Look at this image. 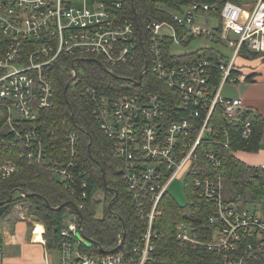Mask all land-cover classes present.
Segmentation results:
<instances>
[{
  "label": "built area",
  "instance_id": "obj_1",
  "mask_svg": "<svg viewBox=\"0 0 264 264\" xmlns=\"http://www.w3.org/2000/svg\"><path fill=\"white\" fill-rule=\"evenodd\" d=\"M125 2L0 0V125L22 147L19 158L39 164L56 182L66 185L72 181L81 161L78 134L68 133L59 139L55 132L57 137L48 145L40 123L42 114L55 107L53 72L57 63L62 58L71 60L76 81L83 74L78 66L89 59L103 64L110 73L107 67L132 65L140 53L145 67L148 65L141 73L142 85H135L139 79L131 82L138 90L85 86L81 92L110 142L113 158L121 164V177L135 211L147 222L146 230L130 251L93 256L81 240L83 206L73 203L61 230L60 264L152 263L163 197L175 179L184 175L186 180L201 168L206 171L195 187L213 204L214 212L208 218L212 231L201 237L191 224L181 223L176 239L182 246L223 257V264H264V216L225 200L220 170L226 163L216 151L223 149L234 157L237 153L232 150L230 129L218 127L219 110L230 123H242L243 139L254 135L257 111L242 98H225L223 90L228 83L247 82L245 75L236 74L244 49L264 54V0H254L253 6L227 2L221 11L218 5L205 2L168 11V19H154L148 25L150 64L143 33L146 57L136 21L125 14ZM231 34L238 40H232ZM197 38L226 45L232 58L215 48L201 47L181 55L190 57L185 63L168 62L164 53L168 42L174 48L190 45ZM172 51L173 56L181 57ZM210 51L217 57L205 55ZM149 74L164 83L161 91L143 89ZM19 172L13 160L0 164V179ZM86 187L84 182L82 188ZM119 244H123L122 238Z\"/></svg>",
  "mask_w": 264,
  "mask_h": 264
},
{
  "label": "trees",
  "instance_id": "obj_2",
  "mask_svg": "<svg viewBox=\"0 0 264 264\" xmlns=\"http://www.w3.org/2000/svg\"><path fill=\"white\" fill-rule=\"evenodd\" d=\"M199 2L218 5L220 11L227 2L237 3L236 0H135L134 8L143 33L149 64L151 63L147 45L149 23L154 19H168V11L176 12ZM125 14L128 18L135 19L133 0H126ZM172 48V42L165 45L164 53L168 62L182 64L189 60V56H173ZM205 55L217 57L214 51L206 52ZM262 57L264 54L250 53L244 49L236 65V74H244L243 63ZM80 64L83 74L79 76L78 82L70 86L66 96V87L73 79L72 61L62 58L57 63L53 72L56 82L55 107L50 112L43 113L40 120L48 145L51 139L57 137L55 132L60 134L59 139L62 135L73 132L80 137L81 161L78 169L74 171L72 181L66 185L56 182L52 174L39 164L20 159L22 147L12 140L2 130V124L0 125V164L6 160H13L20 169V172L11 178L0 179V204L6 203L14 194L10 208L0 217V251L4 245L2 220L11 209L23 202L29 203V215L35 217L45 227L44 239L47 249L51 251L59 249L61 230L68 215L67 207L71 205L59 208L69 203L83 206L80 211L83 234L94 243L85 250L93 256L130 251L139 244L146 230L147 222L135 211L121 177V164L113 158L109 140L100 130L81 97V91L85 86L108 91L138 90L131 81L139 79L145 67V59L140 53L132 65L120 69L107 67L112 73L92 61ZM252 77L253 74L247 75V81H251ZM163 87L164 83L150 74L145 77L143 87L145 91L155 93L161 91ZM218 121V127L224 126L230 129L231 146L234 152L256 153L259 151L263 126L258 117L254 120V135L248 140L241 136L242 123H230L222 117L220 110ZM90 144H92L90 149L92 155L89 152ZM216 151L226 163L220 170L223 175L225 200L239 204L241 208H245L249 203L255 207L259 206L264 215V169L249 167L226 150ZM205 171V168L197 169L186 178L184 182L186 205H180L170 194L163 197L161 201L163 213L158 217L155 226L159 231V238L156 241L154 261L150 264H223V257L203 249L182 246L176 239V231L181 223L191 224L201 237L212 231L208 218L214 212L213 204L195 187L196 180L203 176ZM105 177L107 183L104 181ZM84 182L87 183L86 188H82ZM73 191L75 195L71 196ZM99 192L104 193V199L96 198ZM116 193L118 197L114 200ZM22 194L26 197H22ZM83 194H86L85 198ZM100 209L102 217L98 218ZM120 238L123 239L122 245L119 244ZM100 249L106 253L102 254Z\"/></svg>",
  "mask_w": 264,
  "mask_h": 264
},
{
  "label": "crops",
  "instance_id": "obj_3",
  "mask_svg": "<svg viewBox=\"0 0 264 264\" xmlns=\"http://www.w3.org/2000/svg\"><path fill=\"white\" fill-rule=\"evenodd\" d=\"M236 4L240 3L237 1ZM249 5L251 4L246 6ZM263 60L264 57L258 59L257 63L252 65L255 73L243 74L246 78L247 75L253 74L252 80L237 84L235 97V99L242 98L249 107L257 111L258 118L263 126V137L260 148L256 153L238 151L235 157L249 167L264 169ZM17 208L10 210L2 220L4 245L2 251H0V264H60L58 250L51 251L46 247L43 224L39 223L35 217H28L24 212H16ZM20 210H22L21 207ZM37 224H39L38 230L34 233L35 225Z\"/></svg>",
  "mask_w": 264,
  "mask_h": 264
},
{
  "label": "rangeland",
  "instance_id": "obj_4",
  "mask_svg": "<svg viewBox=\"0 0 264 264\" xmlns=\"http://www.w3.org/2000/svg\"><path fill=\"white\" fill-rule=\"evenodd\" d=\"M240 4L246 6L248 4H251L249 6H253L254 0H237ZM230 37L232 38V40L237 41L238 37L235 36L234 34H231ZM201 47H209V48H215L218 51H220L227 59H231L232 58V50L229 49L226 45H218L215 42L209 41L208 39H203V38H197L195 39L192 43H190V45L187 46H175L174 48H172V52L175 55H187L190 53H193L197 50H200ZM94 63L98 64V61H96L95 59H89ZM246 60V59H245ZM248 60V59H247ZM254 63H257V60H253V61H247L244 64L243 67V73L244 74H248V73H255V69L252 68V65ZM241 64V63H240ZM79 70H80V65L78 66ZM240 68V67H239ZM242 68V67H241ZM240 68V69H241ZM81 71V70H80ZM82 75V74H81ZM80 75V76H81ZM238 75H243V74H238ZM80 78V77H79ZM80 79H78L79 81ZM76 81V82H78ZM75 84V83H74ZM82 92V91H81ZM236 93H237V86H234L230 83H228L223 90V96L225 98H232L235 99L236 97ZM91 146L92 144L89 145V152L91 154ZM92 155V154H91ZM93 157V156H92ZM105 175V174H104ZM106 180V177L104 178V181ZM184 175H181L180 177H178L177 179L174 180V182L172 183V185L169 188V194L182 206L186 205L187 203V198H186V194H185V184H184ZM104 193L103 192H99L98 195L96 196L97 199H104ZM239 205V204H238ZM240 206V205H239ZM17 208V210H15L16 212H24V214H26L28 217L32 218V216L29 215V203L27 202H23V203H19L17 204L14 208ZM20 207L22 210H20ZM13 208V210H14ZM245 209L250 210L256 214L262 215L261 213V208L255 207L253 206L251 203H249L248 205L245 206ZM12 210V209H11ZM102 210L100 209L98 211V218L102 217ZM19 214V213H18ZM264 216V215H263ZM39 222V221H38ZM45 228V227H44ZM46 231V230H45ZM87 246V245H86Z\"/></svg>",
  "mask_w": 264,
  "mask_h": 264
},
{
  "label": "water",
  "instance_id": "obj_5",
  "mask_svg": "<svg viewBox=\"0 0 264 264\" xmlns=\"http://www.w3.org/2000/svg\"><path fill=\"white\" fill-rule=\"evenodd\" d=\"M134 2H135V0H133V12H134V14H135V21H136L137 28H138L139 33H140L141 49H142V51H143V53H144V56L146 57L145 49H144V47H143V45H142V30H141V27H140V24H139L138 18H137V16H136V11H135V8H134ZM89 61H91V60H87L86 62H89ZM100 66H101L104 70H107V69L104 67L103 64H100ZM147 68H148V65H147V63H146L145 70H147ZM76 79H77L76 77H73V79L68 83V85H67V87H66V90H65V95H66V96H67V93H68V91H69L70 86L76 81ZM142 80H143V75L140 76L139 81L136 82L135 85H137V86L140 87V86L142 85ZM131 82H132V81H131ZM66 99H67V98H66ZM67 102H68V100H67ZM105 183H107L106 180H105ZM31 196H33V195H31ZM117 197H118V193H116V197H115L114 200H116ZM13 199H14V194L10 197V199H9L6 203H1V204H0V217H2V216L4 215V213L10 208ZM46 203H47L48 206H50V204H49L47 201H46ZM69 204H71V203H69ZM69 204H66V205L62 206V207L59 208V209L65 208V207L68 206ZM110 207H111V206H110ZM81 240L86 242L85 244L87 245V247H91V246L94 244L92 241H90L89 239H87L85 236H83V237L81 238ZM100 252H101L102 254H105V253H106L103 249H100Z\"/></svg>",
  "mask_w": 264,
  "mask_h": 264
},
{
  "label": "bare ground",
  "instance_id": "obj_6",
  "mask_svg": "<svg viewBox=\"0 0 264 264\" xmlns=\"http://www.w3.org/2000/svg\"><path fill=\"white\" fill-rule=\"evenodd\" d=\"M69 205H71V206H73V204L71 203V204H69ZM70 207V206H69ZM68 208V207H67Z\"/></svg>",
  "mask_w": 264,
  "mask_h": 264
}]
</instances>
